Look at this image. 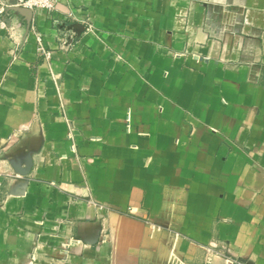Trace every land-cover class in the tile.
<instances>
[{"label":"crops","instance_id":"0c3cea01","mask_svg":"<svg viewBox=\"0 0 264 264\" xmlns=\"http://www.w3.org/2000/svg\"><path fill=\"white\" fill-rule=\"evenodd\" d=\"M176 258L264 264V0L10 9L0 264Z\"/></svg>","mask_w":264,"mask_h":264},{"label":"built area","instance_id":"2783aa9c","mask_svg":"<svg viewBox=\"0 0 264 264\" xmlns=\"http://www.w3.org/2000/svg\"><path fill=\"white\" fill-rule=\"evenodd\" d=\"M57 0H0V27L6 25V14L10 9L16 8L21 10L44 9L53 11ZM33 33L36 42V53L42 61L49 62L52 56V51L43 43V36L40 31L33 28ZM60 46H65L66 42L59 39ZM176 264H184V262L176 258Z\"/></svg>","mask_w":264,"mask_h":264},{"label":"water","instance_id":"95a60500","mask_svg":"<svg viewBox=\"0 0 264 264\" xmlns=\"http://www.w3.org/2000/svg\"><path fill=\"white\" fill-rule=\"evenodd\" d=\"M14 1V0H13Z\"/></svg>","mask_w":264,"mask_h":264}]
</instances>
